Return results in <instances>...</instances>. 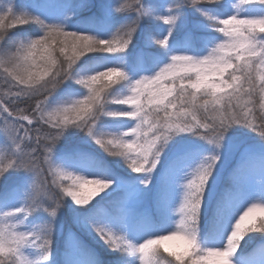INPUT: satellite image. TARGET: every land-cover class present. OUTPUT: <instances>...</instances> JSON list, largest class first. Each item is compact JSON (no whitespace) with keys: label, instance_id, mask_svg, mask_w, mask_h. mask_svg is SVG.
I'll return each instance as SVG.
<instances>
[{"label":"snow or ice","instance_id":"obj_1","mask_svg":"<svg viewBox=\"0 0 264 264\" xmlns=\"http://www.w3.org/2000/svg\"><path fill=\"white\" fill-rule=\"evenodd\" d=\"M0 264H264V0H0Z\"/></svg>","mask_w":264,"mask_h":264},{"label":"rangeland","instance_id":"obj_2","mask_svg":"<svg viewBox=\"0 0 264 264\" xmlns=\"http://www.w3.org/2000/svg\"><path fill=\"white\" fill-rule=\"evenodd\" d=\"M101 258L102 259H106L107 257H106V255L101 251Z\"/></svg>","mask_w":264,"mask_h":264}]
</instances>
